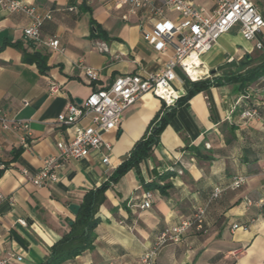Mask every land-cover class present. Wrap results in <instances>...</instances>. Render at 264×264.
<instances>
[{
	"label": "crops",
	"instance_id": "1",
	"mask_svg": "<svg viewBox=\"0 0 264 264\" xmlns=\"http://www.w3.org/2000/svg\"><path fill=\"white\" fill-rule=\"evenodd\" d=\"M20 1L50 18L43 21L40 42L29 46L23 40L27 17L0 7V111L28 121L30 134L22 146V132L0 131V258L9 264H41L74 221L69 205L79 206L87 191L108 180L163 103L142 95L123 114L118 129L103 136L111 144L109 152L64 161L58 181L37 188L29 178L44 159L58 154L56 143L68 136L56 123L58 115L69 103L109 88L121 75L162 70L172 47L161 53L142 34L163 19L178 23L180 17L171 10H164L162 18L146 9L131 14V5L123 0ZM192 3L208 14L216 8V0ZM256 5L264 18V0ZM48 40H57L58 48L47 47ZM16 43L17 48L11 46ZM263 50L264 28L247 42L236 24L200 57L202 80L233 74V65L255 59ZM23 51L39 54L45 73L24 63ZM85 67L96 72L94 80L86 77ZM176 74L173 88L180 98L191 83L179 70ZM49 82L57 84V93H49ZM248 109L257 115L242 118ZM88 123L84 119L80 125ZM263 170L264 77L244 89L221 84L195 93L177 107L139 172L130 170L105 192L91 249L65 264H141L157 235L198 206H206L203 230H189L178 243L163 247L155 264H264ZM236 176L245 182L232 190ZM146 184L152 187L143 188ZM154 185L170 187L161 193ZM214 188L223 191L211 199ZM146 192L151 206L142 210Z\"/></svg>",
	"mask_w": 264,
	"mask_h": 264
},
{
	"label": "built area",
	"instance_id": "2",
	"mask_svg": "<svg viewBox=\"0 0 264 264\" xmlns=\"http://www.w3.org/2000/svg\"><path fill=\"white\" fill-rule=\"evenodd\" d=\"M131 5L130 13L146 9L153 16L163 17L164 10L177 13L180 21L175 23L168 19L157 22L150 31L143 32L142 38L149 45L161 53L169 47L173 55L166 62L164 68L158 72L141 75H121L104 90L95 91L82 100L80 104L69 103L58 115L56 123L67 131V138L56 143L58 154L42 161L40 169L29 178L34 187L40 188L58 181V171L64 161L86 158L92 151L111 150V144L103 136L118 129L123 114L145 94H150L160 100L165 107H172L178 99V92L173 88L177 80L176 70L189 81L196 82L205 78L204 74L192 80L188 70L200 69V57L211 50L218 38L227 33L234 25L240 26L242 38L250 42L264 28V18L259 11L256 0H216V8L211 14L201 7L194 6L192 0H160L157 6L152 0H123ZM0 7L10 13L23 14L28 24L23 29L25 42H40V29L49 15L41 16L36 9L20 0H0ZM44 44L51 48H58L57 40H48ZM260 48V45H256ZM194 55L199 65L188 61ZM84 74L90 80L97 77L96 72L88 67L83 68ZM59 91L57 84L49 82V93ZM27 105V103H24ZM255 109L242 112L244 119L255 117ZM88 119L86 126L80 122ZM22 132L19 141L27 146L29 126L26 120H17L0 111V131ZM208 147V146H207ZM108 156L102 158V163H108ZM3 166L0 164V171ZM264 173V170H263ZM26 175L27 172L23 171ZM245 182L242 176L232 179L229 188L239 189ZM222 189L214 188L211 199H216ZM250 205V202H247ZM151 206V193L142 195L139 209H148ZM206 206H198L191 215L183 218L179 223L163 230L155 238L150 249L141 257V264H155L159 251L168 244L178 243L181 237L189 230L201 232L204 227ZM236 228V226H233ZM0 264H9L7 258H0Z\"/></svg>",
	"mask_w": 264,
	"mask_h": 264
},
{
	"label": "trees",
	"instance_id": "3",
	"mask_svg": "<svg viewBox=\"0 0 264 264\" xmlns=\"http://www.w3.org/2000/svg\"><path fill=\"white\" fill-rule=\"evenodd\" d=\"M25 43L29 46L33 45L29 41ZM19 44H12L11 46L17 48ZM22 61L35 65L37 70L42 74L46 71L44 60L37 53L29 54L23 51ZM233 66L235 67L233 74H223V76L215 77L211 80L204 79L190 82L191 88L186 92V95L178 98L172 107L167 108L163 104L161 110L150 121L141 138L134 144L127 157L116 167L108 180L85 193L79 204L78 214L75 216L69 231L58 242L52 245L49 255L44 258L41 264H65L91 249L95 236L94 229L100 221L96 217V214L105 201V192L130 170L135 169L139 172L140 164L151 156L153 148L159 142L161 132L173 117L177 107L195 93L206 90L210 86L237 84L240 89H244L257 82L264 77V50L255 59H247L243 63ZM21 150L22 148H19L17 151H14L12 159L16 158ZM149 187H152V184L143 186V188ZM153 187L158 188L161 193H164L170 186L164 185L159 187L158 185H154ZM261 214L264 217V207L261 210Z\"/></svg>",
	"mask_w": 264,
	"mask_h": 264
},
{
	"label": "bare ground",
	"instance_id": "4",
	"mask_svg": "<svg viewBox=\"0 0 264 264\" xmlns=\"http://www.w3.org/2000/svg\"><path fill=\"white\" fill-rule=\"evenodd\" d=\"M188 61H191L192 63L196 64V67H197V65H199V60H197L194 55H192L188 59ZM188 73H189V75H190L192 80H196L197 77H199V75H203L204 74V71L201 68L200 69H189Z\"/></svg>",
	"mask_w": 264,
	"mask_h": 264
},
{
	"label": "water",
	"instance_id": "5",
	"mask_svg": "<svg viewBox=\"0 0 264 264\" xmlns=\"http://www.w3.org/2000/svg\"><path fill=\"white\" fill-rule=\"evenodd\" d=\"M76 103H77V104H80L81 101H80V100H77ZM68 209H69V211H70L74 216H76V215L78 214V211H79V206H78V205H75V204H71V205H69ZM71 224H72V223H70V225H71Z\"/></svg>",
	"mask_w": 264,
	"mask_h": 264
}]
</instances>
